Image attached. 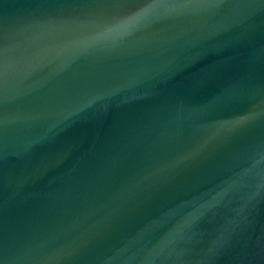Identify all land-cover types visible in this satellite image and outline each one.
Masks as SVG:
<instances>
[{
	"label": "water",
	"instance_id": "obj_1",
	"mask_svg": "<svg viewBox=\"0 0 264 264\" xmlns=\"http://www.w3.org/2000/svg\"><path fill=\"white\" fill-rule=\"evenodd\" d=\"M0 264H264V0H0Z\"/></svg>",
	"mask_w": 264,
	"mask_h": 264
}]
</instances>
